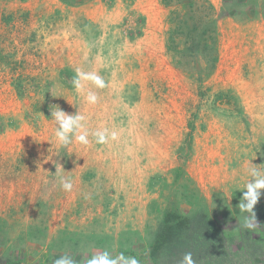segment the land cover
<instances>
[{
    "label": "rangeland",
    "instance_id": "rangeland-1",
    "mask_svg": "<svg viewBox=\"0 0 264 264\" xmlns=\"http://www.w3.org/2000/svg\"><path fill=\"white\" fill-rule=\"evenodd\" d=\"M208 1L216 64L199 39L193 55L178 54L195 40L188 26L172 32L185 13L176 2L0 0V264H87L108 250L125 264L120 253L154 241L168 200L193 219L191 234L205 216L236 230L221 256L185 241L160 264H181L187 253L195 264H264V188L257 227H243L251 213L239 208L245 185L264 178L248 173L250 162L264 169V0L257 11ZM77 69L105 87L87 81L77 92ZM58 108L85 118L67 146L55 137ZM85 131L87 146L75 140ZM179 166L185 175L174 182ZM95 235L111 239L100 248ZM135 258L149 264L143 252Z\"/></svg>",
    "mask_w": 264,
    "mask_h": 264
},
{
    "label": "trees",
    "instance_id": "trees-1",
    "mask_svg": "<svg viewBox=\"0 0 264 264\" xmlns=\"http://www.w3.org/2000/svg\"><path fill=\"white\" fill-rule=\"evenodd\" d=\"M164 1L166 2V6L176 2L177 6H182L185 10L183 15H177L178 19L176 21H172L176 27L172 32L176 33L181 27L188 26L189 29L186 36L188 39L190 38L191 40H195V43H190V46H188L186 50H178V54L185 55V51H188L189 54L193 55L200 45V43L196 41V39H199V42H203L202 46L204 50H207L210 54L212 53L211 61L213 64H216L219 56L216 28L217 19L213 17L210 18L212 13L209 12L214 10V5H212V3L208 0ZM256 2L257 0H241L239 3L245 6L246 9L251 8L253 11H257L259 7H257L258 4ZM202 9L206 10L202 11ZM198 11L204 14V19L202 20H206L203 27L199 26V21L201 19L194 15V13ZM233 14H235V12ZM233 14L226 13L225 16H234ZM189 19L192 20L191 25H188L187 23ZM173 33L170 38V43L172 45L174 44V40L177 38L173 35ZM173 172L174 182H178V180L185 175V169L181 166L174 168ZM168 203L169 205L163 214L162 227L159 229L156 238L153 242H151L147 249L140 251L146 254L149 264H160L163 254H165V256L167 254L170 255L173 248H178L185 241H192L194 250H196L200 245H205L206 249L211 250L210 255H208L209 257H218L221 256L220 253H224V248L227 246V239H233L232 236L234 235L236 229H225L220 226L219 222L212 216H205L204 222L206 226L202 225L201 227L194 228L193 234H191L189 233V230L192 228L191 224L193 223V219L184 214L177 205L174 206L173 201L168 200ZM74 235L75 234H72L69 239L73 243H77ZM95 236V245L98 246L97 244H101L100 248H104L106 241L111 239L109 235ZM89 237L90 236H86V238ZM85 244H89V242H86ZM183 247L185 246L183 245ZM140 252L131 250L129 256L136 257ZM108 254L111 259L115 260V256H110V252H108Z\"/></svg>",
    "mask_w": 264,
    "mask_h": 264
},
{
    "label": "clouds",
    "instance_id": "clouds-1",
    "mask_svg": "<svg viewBox=\"0 0 264 264\" xmlns=\"http://www.w3.org/2000/svg\"><path fill=\"white\" fill-rule=\"evenodd\" d=\"M90 81L95 84L99 88L105 87L104 82L97 77L94 73L92 74H85L83 71L77 69V77L73 81L75 89L77 92H84V84L83 82ZM86 99L89 103H95L97 97L94 94H87ZM52 118L55 120L56 124H59V128L55 130V137L60 143L61 146H67L72 143L67 137V133L72 130L73 125L77 124L78 121L84 120L85 118L81 115L72 116L67 114L65 111L58 108V110L51 112ZM96 138V142L99 144H104L107 142L108 138L104 135V133L97 131L93 133ZM111 139H116V133L113 132L111 135ZM75 140L87 146L89 144L88 140V131H85L84 134L76 136ZM250 167L248 169V173L255 176H260L261 169L259 166L254 165L250 162ZM61 187L65 190L70 192L72 190V182L70 179H65L63 177L60 178ZM247 188V193L241 198V202L239 204V208L241 213L249 212L251 213V220L249 217L242 218V225L245 229H254L257 227V224L252 223L251 221H255L256 214L253 211L254 205H256L259 193L258 189L264 188V178H259L255 181V183L248 182L245 185ZM247 199L248 203L245 205L243 200ZM119 259L124 260L125 264H139V261L135 257H125L123 253H120ZM54 264H73L72 261L67 260L66 258L57 259L54 261ZM87 264H116V260L111 259L109 257L108 251H104L100 255H95L92 259L87 261ZM181 264H195L192 259L191 253L185 254Z\"/></svg>",
    "mask_w": 264,
    "mask_h": 264
},
{
    "label": "crops",
    "instance_id": "crops-1",
    "mask_svg": "<svg viewBox=\"0 0 264 264\" xmlns=\"http://www.w3.org/2000/svg\"><path fill=\"white\" fill-rule=\"evenodd\" d=\"M214 4H215V2L217 1V0H211Z\"/></svg>",
    "mask_w": 264,
    "mask_h": 264
}]
</instances>
